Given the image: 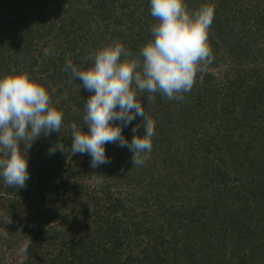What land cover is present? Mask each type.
I'll list each match as a JSON object with an SVG mask.
<instances>
[{
	"label": "trees",
	"instance_id": "16d2710c",
	"mask_svg": "<svg viewBox=\"0 0 264 264\" xmlns=\"http://www.w3.org/2000/svg\"><path fill=\"white\" fill-rule=\"evenodd\" d=\"M184 2L189 11L214 7V59L182 101L138 95L155 122L144 154L165 166L133 165L127 147L108 143L111 163L93 169L89 155L70 147L72 123L89 131L92 93L65 63L91 67L87 58L116 42L131 53L121 61L140 58L158 23L149 0H0V77L27 74L63 113L59 133L21 145L26 187L0 177V202L13 192L27 200L6 204L28 241L23 264H264V0ZM224 53L230 66L221 81L214 68ZM136 125L144 134L139 116L122 127L128 141ZM60 145L65 153H50Z\"/></svg>",
	"mask_w": 264,
	"mask_h": 264
},
{
	"label": "clouds",
	"instance_id": "9594fccd",
	"mask_svg": "<svg viewBox=\"0 0 264 264\" xmlns=\"http://www.w3.org/2000/svg\"><path fill=\"white\" fill-rule=\"evenodd\" d=\"M151 16L158 21L152 25L153 39L141 47L139 57L125 59L131 53L116 42L97 50L87 59L92 66L76 67L71 60L65 70L92 93L84 103L82 131L71 124V153L90 156V166L111 163L105 154V145L117 144L133 153V165L144 164L151 153L155 122L145 115L139 94H147V102L159 93L168 100L182 101L184 93L192 90L201 65L211 64L214 57L208 42L209 30L215 10L201 5L189 11L184 0H149ZM45 56L49 51L45 49ZM48 90L27 74L17 73L0 77V177L9 187L24 188L29 179L28 150L41 135L60 132L63 113L51 106ZM142 117L144 135L136 133L140 125L132 128V139L122 134V127ZM120 121V124L113 122ZM64 152L63 145L54 150ZM65 153V152H64ZM95 173V172H93ZM97 183L102 178L93 177Z\"/></svg>",
	"mask_w": 264,
	"mask_h": 264
},
{
	"label": "rangeland",
	"instance_id": "374dc122",
	"mask_svg": "<svg viewBox=\"0 0 264 264\" xmlns=\"http://www.w3.org/2000/svg\"><path fill=\"white\" fill-rule=\"evenodd\" d=\"M224 56H225L224 59L220 60L219 64L216 66V68H214L215 69L214 71L217 74H219V78H220L219 80L221 81L222 80L225 81L227 77L225 75L226 74L225 72L228 69V66H230L229 54L224 53ZM210 70L211 69H209L208 71ZM129 127H130L129 128L130 131H128L127 134L131 133V137H132L133 136L132 128L131 126ZM136 134L138 135V132ZM139 135L143 136L144 134L140 133ZM112 145L116 146L113 148V150H117L120 147L117 144L112 143ZM120 148L125 149L126 147H120ZM144 155L147 156V154ZM157 161H158L157 158L154 159L151 156H147V159L145 160V162L147 163L146 165L148 166L152 165L151 167L162 169L163 166L165 165L161 163H157ZM13 195L14 192L11 193L9 196L5 195L6 197L5 196L3 197L5 199L0 202V264H23L29 256L28 241L24 237V234L22 232L23 231L22 227L12 222V218L9 215H7V206H6V204L8 205L7 202L15 204V202L18 201L17 200L18 198H12ZM23 197L24 196L20 198ZM21 202H27V200L23 199L21 201H18L17 202L18 205H20ZM148 203H142V205L147 206Z\"/></svg>",
	"mask_w": 264,
	"mask_h": 264
}]
</instances>
